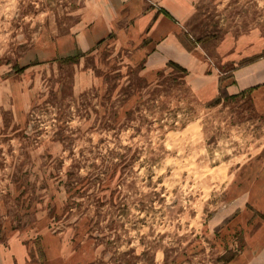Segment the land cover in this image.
<instances>
[{
  "label": "rangeland",
  "instance_id": "rangeland-1",
  "mask_svg": "<svg viewBox=\"0 0 264 264\" xmlns=\"http://www.w3.org/2000/svg\"><path fill=\"white\" fill-rule=\"evenodd\" d=\"M262 58L264 0H0V264H264Z\"/></svg>",
  "mask_w": 264,
  "mask_h": 264
},
{
  "label": "crops",
  "instance_id": "crops-1",
  "mask_svg": "<svg viewBox=\"0 0 264 264\" xmlns=\"http://www.w3.org/2000/svg\"><path fill=\"white\" fill-rule=\"evenodd\" d=\"M150 18V14L144 16L142 19L144 26L142 27L143 29L145 28L146 31L149 30L151 33H156V34H162V37L164 38V42H166V46H169L168 48H172L175 44L173 40H170V27L171 23L168 18H166L162 13H158L156 17H152L151 22L148 21ZM165 23V27L162 26V24ZM166 46L163 48V55H166ZM186 51V52H185ZM178 54L181 56L180 58L183 59L186 63H190V55L187 54L188 51L185 50H177ZM186 53V54H185ZM169 56V55H168ZM260 62H257L258 64L253 63L252 65H247L242 67V69L239 70L238 74L235 75L236 81L235 85L239 86L241 89H246V88H253L251 90L252 96L259 94V90L264 91V59H260ZM255 64V66H254ZM146 69V66L143 67L142 71ZM208 72H205L202 70V76H207ZM212 75V74H210ZM212 77V76H211ZM260 78L259 81H255V79ZM217 80V78H216ZM258 91V92H257ZM259 102L264 104V96H259L258 97ZM254 101L255 98H253Z\"/></svg>",
  "mask_w": 264,
  "mask_h": 264
},
{
  "label": "trees",
  "instance_id": "trees-1",
  "mask_svg": "<svg viewBox=\"0 0 264 264\" xmlns=\"http://www.w3.org/2000/svg\"><path fill=\"white\" fill-rule=\"evenodd\" d=\"M221 93H223V90H222V92Z\"/></svg>",
  "mask_w": 264,
  "mask_h": 264
}]
</instances>
